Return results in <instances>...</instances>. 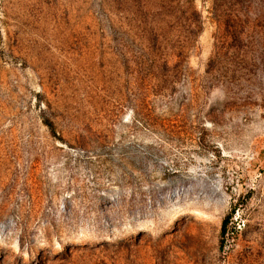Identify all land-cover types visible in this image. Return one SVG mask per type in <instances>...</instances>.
<instances>
[{
    "label": "rangeland",
    "instance_id": "1",
    "mask_svg": "<svg viewBox=\"0 0 264 264\" xmlns=\"http://www.w3.org/2000/svg\"><path fill=\"white\" fill-rule=\"evenodd\" d=\"M0 264H264V0H0Z\"/></svg>",
    "mask_w": 264,
    "mask_h": 264
},
{
    "label": "trees",
    "instance_id": "2",
    "mask_svg": "<svg viewBox=\"0 0 264 264\" xmlns=\"http://www.w3.org/2000/svg\"><path fill=\"white\" fill-rule=\"evenodd\" d=\"M229 218H226L221 226V238L222 240L225 238V235L227 234V227H228Z\"/></svg>",
    "mask_w": 264,
    "mask_h": 264
}]
</instances>
